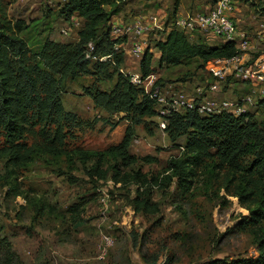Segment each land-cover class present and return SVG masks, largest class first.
I'll return each mask as SVG.
<instances>
[{"label":"rangeland","instance_id":"374dc122","mask_svg":"<svg viewBox=\"0 0 264 264\" xmlns=\"http://www.w3.org/2000/svg\"><path fill=\"white\" fill-rule=\"evenodd\" d=\"M66 1L0 0V15L5 13L13 24L22 21L28 26L22 38L31 61L38 65L44 64L47 42L78 43L83 20H66L62 14ZM218 1L181 0L177 14L175 0H121L113 7L116 15L110 26H132L141 19L148 27L145 36L128 46L143 43L154 54L153 74L135 85L148 93L158 87L164 92H194L212 82L196 62L160 67L155 44L174 28L178 15L207 12ZM233 1L237 27L250 39L249 57L264 56V0ZM189 40L207 47L221 45L205 33L189 36ZM121 71L129 78L137 74L141 78L140 61L126 55ZM115 83V77L107 81L94 75L61 83L65 110L76 113L84 124L67 132L58 156L49 152L39 126L36 135L23 142L28 157L16 168L0 156V264H211L259 258L253 226H245L251 212L259 210L258 197L246 198L253 183H246L243 171L220 167L211 149L194 167L190 190L183 192L169 164L174 159L192 160L185 148L189 136L173 142L165 119L147 118L136 127L130 153L139 161L120 170L124 179L116 182L113 178L116 161L110 158L103 166L109 172L106 179L92 175L95 162H83L79 151H106L122 141L130 124L124 113L96 107L88 94V90L110 91ZM225 86L216 99L235 101L252 94L249 84L242 81H229ZM253 96L246 111L264 126V98ZM109 123L118 126L112 130ZM3 135L0 132V149L7 146ZM146 156L158 162L145 163L142 158ZM253 161L254 156L248 154L240 165L247 169ZM138 171L157 178L160 185L140 188L133 179ZM245 185L248 190L243 192ZM145 192L159 206V213L135 211L134 200ZM47 205L51 207L48 211L44 209Z\"/></svg>","mask_w":264,"mask_h":264},{"label":"trees","instance_id":"16d2710c","mask_svg":"<svg viewBox=\"0 0 264 264\" xmlns=\"http://www.w3.org/2000/svg\"><path fill=\"white\" fill-rule=\"evenodd\" d=\"M120 1L67 0L62 10L66 20L76 17L83 20L78 32V43L47 42L46 51L42 55V66L31 61L27 43L22 38L28 26L22 21L13 24L7 20L5 13L0 15V132L4 133L7 144L0 149V156L6 157L12 168L27 159L29 151L23 142L29 136L36 135L35 127H40L39 132L45 136L49 152L58 156L67 132L83 126V120L76 113L65 110L61 91L63 81L80 75H94L107 81L115 77L116 83L110 91L88 90V94L96 107L114 114L124 113L126 120L130 122L119 144L104 152L79 151L80 158L85 163L95 162L92 175L100 179H106L109 175L103 169L106 160L110 158L116 161L112 167L116 182L124 179L121 169H128L138 163L139 159L130 153V148L136 135V127L143 124L145 119L158 114L157 103L152 98V92L156 88L148 93L143 87L133 84L131 78L121 71L126 54L123 50L117 52L115 48L126 42V39L114 38L112 26L109 25L111 18L116 15L113 7ZM180 4L181 0H175L176 14ZM108 7L111 9L108 10ZM220 43V46L214 47L193 44L187 34L173 28L165 38L155 44L160 53L159 66L178 67L196 62L205 71L209 61L232 58L238 53L235 44ZM90 44L94 50L87 58ZM153 60L154 54L147 48L140 60L142 81H146L153 74ZM109 125L114 130L118 123ZM168 126L173 142L182 136H189L185 148L191 152L192 160L174 159L169 164V168L178 177L183 192L191 188L189 182L196 175L194 167L200 164L203 156L210 154L209 150L214 149L220 167L229 166L234 171H243L241 175L246 183H253L251 190H248L247 185L244 187L243 192L248 190L246 198H259V210L251 212L245 225L253 226L259 258L233 263L217 261L211 264H264V126L247 111L240 116L223 113L209 117L188 111L184 115L173 116ZM248 154L254 156V161L250 167L244 169L240 165V159ZM142 161L152 164L157 163L158 159L146 156ZM133 179L140 188L160 185L157 178L149 177L141 171L136 172ZM44 209L48 211L51 207L47 205ZM134 209L136 212L152 215L160 210L147 192L137 195Z\"/></svg>","mask_w":264,"mask_h":264},{"label":"built area","instance_id":"2783aa9c","mask_svg":"<svg viewBox=\"0 0 264 264\" xmlns=\"http://www.w3.org/2000/svg\"><path fill=\"white\" fill-rule=\"evenodd\" d=\"M235 10L233 0H219L207 12L177 16L174 28L190 37L205 33L222 43H233L238 53L232 58L209 61L205 72L212 82L205 87H197L194 92L185 90L164 92L160 87L156 88L152 92V98L157 103V116L160 119L169 122L173 116L184 115L188 111L196 112L204 117L223 113L240 116L246 112L247 106L253 103V94L264 98V56L257 59L249 57L250 39L247 33L238 29L234 19ZM263 27L264 24H262ZM147 31L148 27L141 19L136 20L132 26L112 24V36L116 39H126V42L115 50L117 52L123 50L126 55L140 61L147 48L143 46V43H133L131 47L128 46L132 40L145 36ZM93 50L94 47L90 44L87 58ZM141 81L140 75H132L133 84H140ZM229 81H242L249 84L252 94H247L235 101L216 99L215 95L223 92Z\"/></svg>","mask_w":264,"mask_h":264}]
</instances>
